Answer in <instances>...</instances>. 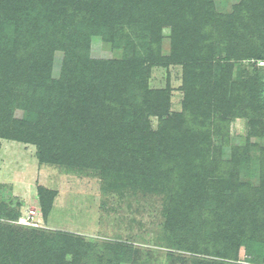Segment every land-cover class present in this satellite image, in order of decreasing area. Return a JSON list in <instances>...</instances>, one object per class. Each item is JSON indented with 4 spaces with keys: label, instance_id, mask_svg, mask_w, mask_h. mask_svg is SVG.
Listing matches in <instances>:
<instances>
[{
    "label": "rangeland",
    "instance_id": "374dc122",
    "mask_svg": "<svg viewBox=\"0 0 264 264\" xmlns=\"http://www.w3.org/2000/svg\"><path fill=\"white\" fill-rule=\"evenodd\" d=\"M205 1L200 4L202 12L209 14L212 22L202 32L206 35L202 64L211 63L214 69L233 64L231 77L237 81L251 83V78L257 77L262 86L259 98L264 103V75L258 72L261 58L236 59L247 41L258 49L251 52L264 54V0ZM242 2L243 10L238 14ZM33 4L17 19L18 25L11 23L13 17L7 22L6 17L0 16L2 29L8 28L2 32L8 45L18 40L17 50L29 57L36 46L47 42V37H59L64 44L54 52L50 77H45L43 84L34 80L24 82L22 77L17 83H9L8 88L15 89L18 100L9 99L10 108L0 120H8V129L13 125L25 130L30 140L0 136V211H3L0 223L42 234L46 247L64 237L74 243L66 259L76 264H190L196 255L214 261L264 264V227H260V232L253 226L246 228L244 236L235 243L237 260L197 254L186 248L190 242L184 247L179 242L180 238L195 234L189 230V222L203 221L198 216L197 197L191 207L192 201L184 188L192 177L199 181L193 186L201 197L205 195L207 199L209 195L213 202L212 196L219 194V181L220 185L227 177L233 181L235 171L231 163L236 148L247 145L249 138L263 146L264 137L251 134L249 118L226 115L223 110L217 114L212 111L215 115L212 122L225 124L221 132L216 131L217 125L208 129L207 124L197 125L191 119L196 111L186 97L185 66L169 62L174 49L173 25L157 28L161 47L158 54L149 56L138 54L125 41L129 37L131 43L139 46L152 35L153 21L148 16L141 25L119 24L121 32L104 35L98 30H88L99 16L87 11L91 6L87 1L81 3L80 11L76 10L79 14L74 21L58 23L51 33L53 22L44 10L48 5ZM15 10L16 3L11 0L7 13ZM183 16L187 19L186 12ZM258 16L261 19L257 20ZM138 19L140 15L134 18ZM35 30L40 31L38 37L33 35ZM66 47L71 49L66 52ZM137 58L144 69L135 63ZM101 60L127 63L120 65L123 67L120 70L119 64L100 66ZM65 74H68L66 83ZM198 87L201 106L212 104L211 99L222 93L205 89L201 84ZM209 91L218 94L207 97ZM43 107L55 111L56 131L52 134L54 138L41 146L39 129L50 125L46 117L38 115ZM263 117L259 118L258 129L264 126ZM63 120L70 124L72 133L61 129ZM75 128L80 129L77 135ZM147 134L153 135L152 154L140 144ZM180 136L194 141L183 158L171 147ZM239 179L241 183L247 181L245 176ZM48 192L53 208L45 218L40 201L41 195L47 198ZM235 203L237 209L244 207L241 198ZM215 205H204L209 208L208 213L203 211L204 215L213 219L223 217L224 221L243 218L233 211L228 213L225 206H221V213L212 215ZM32 209L38 212L39 224H20L19 217ZM261 210L259 206L254 212ZM183 219L186 226H178ZM214 248L221 250L218 246Z\"/></svg>",
    "mask_w": 264,
    "mask_h": 264
},
{
    "label": "trees",
    "instance_id": "16d2710c",
    "mask_svg": "<svg viewBox=\"0 0 264 264\" xmlns=\"http://www.w3.org/2000/svg\"><path fill=\"white\" fill-rule=\"evenodd\" d=\"M87 1L91 3L87 11H89V13L94 12L96 16H99L98 21L95 22L93 19V28H88V30H98L96 32L103 33L104 35H111L114 31L121 32L118 28L119 24L121 26L141 25L143 18L147 16L153 21L152 35L148 36V39L146 38L142 43H138L139 46H136L133 42L131 43L132 39L130 40L129 37L125 39V41H129L138 54L144 53L149 56L158 54L161 46L159 44V38L156 36L160 29L157 28L162 25H173L174 49L169 62L177 61L185 66L186 77L184 87L186 90V97L189 101H192L194 110L196 111V115L190 116L191 119H193L194 122L196 121L197 125L207 124L206 127L208 129H210L212 125H217L216 131L221 132L225 124L212 121L215 116L214 114L223 110L226 115H237L249 118V121H251V134L255 137H264V126H260V129L257 128L260 116H264V103L259 98V92L262 87L259 85V83H261L260 80H258L257 77L251 78V83L244 80H233L231 77L233 64H222L215 69L212 67L211 63L207 65L202 64L205 56L202 54L205 52L204 39L206 37L202 32L205 30L204 26L212 22L209 19L210 15L203 14L202 12L203 9L200 4L206 3L205 0H173L172 3L167 0L165 3L162 1L154 2V0H14L16 3V10L9 13L7 12L10 8L11 0H0V16H2V18L6 17L7 19L5 21L7 22L13 17L11 23L18 25L17 19H21L26 9L33 6L34 2H42L48 5L44 10L51 16V21L53 23L50 27V32L52 33L58 23L65 24L69 20L76 19L80 11L79 8L81 3H87ZM245 1L250 2L249 0ZM242 4L243 2L239 6V10L237 11L238 14L242 13ZM147 9L149 10L146 13ZM70 10L75 12L68 13ZM185 12L187 14V19L183 16ZM136 15H140L138 21L134 20ZM259 19H261V16H258L257 20ZM78 20L81 21L84 19L80 18ZM176 22H182L183 24L176 25ZM231 28L233 31L235 30L233 27ZM7 29V27L2 29V25L0 24V116L4 118L7 110L10 108L9 99L14 98L18 100V95L14 92L15 89L8 88L9 83L11 81L17 83L19 77H22L24 82L34 80L36 83L43 84V79L47 76L50 77L49 73L54 65V52L58 48L62 49L64 44H62L63 41L59 37H47V42L36 46V50L32 51L28 57L25 53H21L17 50V46L20 44L18 40L13 41V45H8L9 42L6 41L2 35V32H6ZM25 35L22 36L23 39L26 38ZM33 35L38 37L40 31L35 30ZM248 42L249 41L244 42L242 46L245 48L242 49L243 51L239 52L241 54H239V57L236 59H249L252 56L264 59V54H262V52L261 55L256 54L255 52L258 49L251 47V44ZM70 49L71 48L66 47L65 51L68 52ZM250 50H255V52L253 53ZM125 61L126 60H123V62H110L108 60H101L99 64L100 66L119 64V69L123 70V67L120 65H126L127 62ZM135 63L139 68L142 67L140 58L135 59ZM67 64H70V61L68 62L67 60ZM33 69H37L38 71L34 72ZM258 69V72L264 75V67L260 66ZM107 74L113 75L112 73ZM104 77L106 78L107 75H104ZM63 79L66 83L68 74L63 75ZM200 84L203 85L205 89L209 88L211 91L219 90L222 91V93L207 92V97H209V94H218V96L217 98L211 99L212 104L201 106V99L199 97L200 90L198 87ZM212 111L214 114H212ZM38 115L46 117L50 123L46 128L42 130L39 129L38 143L44 146L46 142L54 138L52 134L56 131L54 121L56 113L51 108L43 107L42 113H38ZM7 122L8 120L6 119L0 120V136L22 141L30 140L28 137L29 134L25 130L15 128L13 125H11V127L9 126L10 129H8V125H6ZM36 123L38 125L39 121ZM69 128L70 124L63 120L61 129L72 133V130ZM79 132L80 129H74L75 135ZM152 137V134L144 135L140 142L142 147L150 153L152 152ZM249 139L246 143L247 145L238 147V149L236 148L233 153L234 157L231 163V167L233 168L232 171H235L234 173L232 172L231 178L233 181H230V177L225 178L224 183L221 182V185L219 181V187L217 186L219 194H214L212 196L213 202H210L209 195H207V199L204 197L205 195L201 197L199 194L200 191L194 188L193 185L195 181H198L196 176H193L190 183L184 187L186 188V193H189L187 196H189L190 201H192L191 204H189L191 207L195 202V197H197L200 203V213L198 216L203 220L199 222V220L197 221L195 219L191 223L189 222V230H192L193 233H195L194 235L189 237L184 236L180 238V240L178 238L183 247L187 242H190L188 245L189 247H186L188 250L197 254H209L212 256L235 259L238 258L237 251H234L237 250V248H235V243L244 236L246 228L253 226L256 228V231L258 230V232H260V227H264V145H260L259 141H250ZM190 144H194V141L191 139H184L180 136L175 139L174 145L171 144V147L175 148L178 151L179 157L183 158L187 156V149L191 146ZM65 147L66 143L64 147L61 146L62 149H65ZM41 151L43 152V150ZM254 151L257 152L255 153ZM201 157L203 160L204 156L201 155ZM241 176H245L247 181L241 183L239 179ZM153 177H156V175ZM254 178L259 181L255 183L252 180ZM200 185L203 186L201 183ZM227 190H229V192H227ZM240 198L244 203V207L240 206L237 209L235 201H238ZM206 201L208 204L215 205L216 203L215 208L211 212L212 215L221 213V206H225L228 213L233 211L237 216L243 218L237 220L233 218L230 221H224L223 217L213 219L211 215L205 216L203 211L209 212V208L204 206L207 205ZM250 203L253 204V208ZM40 204V209L43 216L46 218L53 208L52 196H49V192L47 198L44 194L41 195ZM259 206L262 210L259 211L260 213H255V209ZM195 208L197 207L193 209ZM193 209L191 208L190 214H192ZM252 212L253 215L250 214ZM0 213L2 215L3 211H0ZM249 222H252V224ZM181 224L186 226V221L183 219V222H178V226ZM57 239L58 241L49 239L52 243H48V247H46L45 243L47 242L42 240V234L35 231L27 233L22 229L7 227L0 223V264H76L66 259V254L69 250H72L74 243L62 236ZM214 246L220 247L221 250L215 249ZM211 263L239 264L234 262V260L233 262L214 261L198 257L197 255L194 256L192 262H190V264Z\"/></svg>",
    "mask_w": 264,
    "mask_h": 264
},
{
    "label": "built area",
    "instance_id": "2783aa9c",
    "mask_svg": "<svg viewBox=\"0 0 264 264\" xmlns=\"http://www.w3.org/2000/svg\"><path fill=\"white\" fill-rule=\"evenodd\" d=\"M258 65L264 66V59L258 60ZM18 221L20 224H24L27 226H37L40 222V218L36 209H32L27 215L19 217Z\"/></svg>",
    "mask_w": 264,
    "mask_h": 264
}]
</instances>
